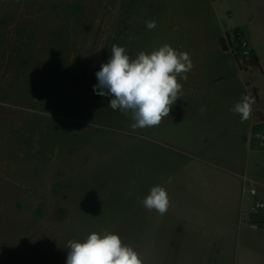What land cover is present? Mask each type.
<instances>
[{
	"label": "rangeland",
	"instance_id": "1",
	"mask_svg": "<svg viewBox=\"0 0 264 264\" xmlns=\"http://www.w3.org/2000/svg\"><path fill=\"white\" fill-rule=\"evenodd\" d=\"M171 2L156 12L146 10L142 0H0V264H37L49 256L47 246L104 230L119 234L123 243H142V237L130 235L142 222L137 214L142 190L131 183L142 181V133L159 131L187 146L202 125L204 101L214 95L232 99L245 77L258 88L260 101L251 82L248 93L260 102L252 106L263 112L258 121L264 118V0ZM151 20L156 27L150 30L146 21ZM251 22L256 25L249 33L237 27ZM235 27L241 28L237 35ZM224 31L235 47L236 37L248 47L253 43L263 72L238 71L231 54L218 46ZM113 44L132 58L168 44L203 55L207 63L180 80V98L159 126L133 129L131 114L112 110L111 97L93 90L95 73L110 58ZM19 57L24 64L18 65ZM219 76L230 78L214 83ZM230 109H211L209 116L220 122L207 125L212 131L225 128L221 141L228 151L241 138ZM258 126L248 124L245 131L264 133ZM258 163V173L245 178L243 197L249 201H264V158ZM241 237L245 249L228 243L225 261H236L239 248L247 259L264 251V230L247 227ZM207 262L203 253L191 260Z\"/></svg>",
	"mask_w": 264,
	"mask_h": 264
},
{
	"label": "crops",
	"instance_id": "2",
	"mask_svg": "<svg viewBox=\"0 0 264 264\" xmlns=\"http://www.w3.org/2000/svg\"><path fill=\"white\" fill-rule=\"evenodd\" d=\"M167 1L168 3L165 0H142V6H147L146 10L159 12L167 5L171 7V0ZM251 25L253 29L256 23L251 22L249 26L237 27L243 26L249 33ZM175 28L179 30V27ZM224 32H219L217 43L222 53L231 54L223 51L219 44L220 36ZM249 37L251 39L250 34ZM252 47L257 53L253 43ZM187 53L192 62L189 72L204 70L207 63L205 57L203 55L195 57L193 51ZM258 56L260 68L241 70L231 55L238 71L244 73L263 72L261 57L259 54ZM230 77L234 76L230 75ZM230 77L219 76L213 82L219 84ZM250 82V78L242 79V86L233 93L232 99L227 100L226 96L216 95L211 96L212 100L209 101L202 99L205 103L201 105L198 119L202 125L188 137L187 146L174 144L171 140L172 135H161L159 131L142 133L144 140L142 141V181L137 184L138 186L135 182H131L134 188L142 190L137 213L139 217L142 215V222L138 223L136 235L130 233L133 237H142V243L124 244L138 252L143 264H191L192 257L196 253H203V258L208 260L206 264H264V251L253 252L254 256L247 259L240 250V248L245 249L241 246V235L245 228L264 230V213L257 214L254 206L255 201H263V199L258 197L249 201L243 197L246 187L245 178L249 174L252 177L258 173L260 167L258 162L261 157L264 158V143L254 136L255 133L263 132L258 130L246 132L245 129L248 124H251V127L259 125L258 127L263 128L257 119V113L262 111L259 109L252 111L251 118L243 122L240 115L234 113L238 117L235 119L237 125H241L239 127L241 138L237 139V144L231 148V151H228L221 141L222 137L227 136L225 128L218 126L215 127L217 130L212 131L207 126L217 125L220 122L218 118L209 116L211 109L220 106L226 110L232 108L242 95H249ZM251 85L259 99L258 88L252 82ZM232 100L234 102L229 103ZM259 101L254 103L258 104ZM156 185L168 190L171 201L164 215H160L155 210L145 209L141 203L150 189ZM254 219L260 223L253 222ZM234 241L239 242L240 254L236 261L227 262L224 259L231 250L228 243L233 244ZM66 246L67 244L47 246L46 251L49 252V256H45L37 264H66L68 254ZM216 257H219L220 261L214 260Z\"/></svg>",
	"mask_w": 264,
	"mask_h": 264
},
{
	"label": "clouds",
	"instance_id": "3",
	"mask_svg": "<svg viewBox=\"0 0 264 264\" xmlns=\"http://www.w3.org/2000/svg\"><path fill=\"white\" fill-rule=\"evenodd\" d=\"M148 29L156 27L154 20L146 21ZM111 56L95 73L98 83L93 86L99 96H110L109 108L131 114L133 129L159 126L168 117L180 98L182 84L192 62L187 52L168 44L150 53L139 52L132 58L122 46L113 44ZM254 100L241 98L230 109L241 121L251 118ZM131 195V193H129ZM145 209L160 215L167 213L171 201L166 189L153 186L142 200ZM66 264H143L138 252L124 244L119 234L104 230L91 232L83 240H69Z\"/></svg>",
	"mask_w": 264,
	"mask_h": 264
},
{
	"label": "trees",
	"instance_id": "4",
	"mask_svg": "<svg viewBox=\"0 0 264 264\" xmlns=\"http://www.w3.org/2000/svg\"><path fill=\"white\" fill-rule=\"evenodd\" d=\"M212 1H214V0H212ZM240 30H241V28H236L235 32H234L235 35H237L240 32ZM22 42L23 41H20V43H21V45H19L20 47L23 46ZM219 44H220V47L222 48L223 51L231 53L233 59L235 60V62L238 65L239 69L249 70V69H257V68L261 67L260 58H259L258 54L254 51L253 48L250 47L248 50V53H246V54H242L241 51H239V49H236V52L232 51L233 39H232V36L230 33L226 32L224 37H221L219 39ZM27 45H28V43H27ZM17 61H18V65H22V64H24L25 59H21V57H19V59H17Z\"/></svg>",
	"mask_w": 264,
	"mask_h": 264
},
{
	"label": "built area",
	"instance_id": "5",
	"mask_svg": "<svg viewBox=\"0 0 264 264\" xmlns=\"http://www.w3.org/2000/svg\"><path fill=\"white\" fill-rule=\"evenodd\" d=\"M235 39H236V41H238L239 46L235 47L233 44L232 51L236 52V49H239V51H241L242 54L248 53V50L250 47H248L247 42L242 37H236ZM259 124L264 127V118L259 121ZM254 136L256 138L260 139L264 143V134L263 133H255ZM250 192L252 194H256V190L254 188H252ZM256 209L257 210H264V202L263 201H257L256 202Z\"/></svg>",
	"mask_w": 264,
	"mask_h": 264
}]
</instances>
